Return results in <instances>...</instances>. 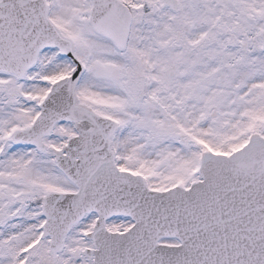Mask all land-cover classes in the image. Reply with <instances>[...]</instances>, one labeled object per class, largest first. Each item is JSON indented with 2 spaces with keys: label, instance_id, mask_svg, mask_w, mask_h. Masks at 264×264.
Segmentation results:
<instances>
[{
  "label": "snow or ice",
  "instance_id": "1",
  "mask_svg": "<svg viewBox=\"0 0 264 264\" xmlns=\"http://www.w3.org/2000/svg\"><path fill=\"white\" fill-rule=\"evenodd\" d=\"M0 264H264V0H0Z\"/></svg>",
  "mask_w": 264,
  "mask_h": 264
}]
</instances>
